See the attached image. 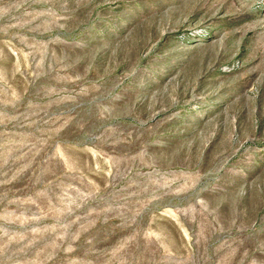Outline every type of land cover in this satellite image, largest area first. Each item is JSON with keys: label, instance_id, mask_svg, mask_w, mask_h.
<instances>
[{"label": "rangeland", "instance_id": "374dc122", "mask_svg": "<svg viewBox=\"0 0 264 264\" xmlns=\"http://www.w3.org/2000/svg\"><path fill=\"white\" fill-rule=\"evenodd\" d=\"M0 264H264V0H0Z\"/></svg>", "mask_w": 264, "mask_h": 264}]
</instances>
